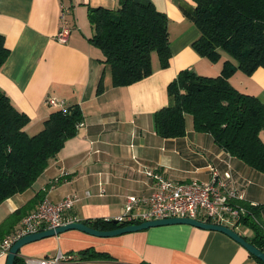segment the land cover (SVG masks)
<instances>
[{
	"label": "crops",
	"instance_id": "0c3cea01",
	"mask_svg": "<svg viewBox=\"0 0 264 264\" xmlns=\"http://www.w3.org/2000/svg\"><path fill=\"white\" fill-rule=\"evenodd\" d=\"M150 1L167 16L169 65L160 68L152 54L153 72L149 76L127 86H113L101 51L88 41L92 29L87 7L114 9L118 0H0V34L9 50L0 67V90L29 117L26 132L40 131L43 121L56 109L45 104L46 96L62 99L67 106L78 105L83 115L76 135L65 142L31 187L0 204V223L37 193L41 197L30 204L24 216L37 208L40 199L57 203L73 196L76 201L65 213L67 218L82 223L105 221L122 213L126 196L152 191L145 169L163 170L178 182H207L211 168L220 177L229 175L243 202L261 208L264 222V172L230 156L210 134L194 131L190 115H185L182 137L156 134L154 114L167 105V86L177 73L191 69L198 75L215 77L230 58L221 52L211 63L191 47L199 32L179 3L192 6V0ZM62 5L68 7L65 23L71 28L64 43L55 39L62 25ZM228 80L238 91L264 103V68L251 75L236 70ZM99 83L102 90L96 92ZM260 136L264 141V130ZM20 224L18 220L8 232ZM236 232L248 239L253 235L240 225ZM88 248L111 259L79 260V252ZM58 250L73 258L63 264H258L227 235L187 224L109 237L68 230L28 243L18 254L24 261L51 257ZM5 261L6 255L0 256V264Z\"/></svg>",
	"mask_w": 264,
	"mask_h": 264
},
{
	"label": "trees",
	"instance_id": "16d2710c",
	"mask_svg": "<svg viewBox=\"0 0 264 264\" xmlns=\"http://www.w3.org/2000/svg\"><path fill=\"white\" fill-rule=\"evenodd\" d=\"M192 3L191 6L180 2L179 8L199 32L191 44L193 50L211 63L220 58L221 52L230 59L223 62L220 74L215 77L198 75L191 69L180 70L167 86V105L154 114L155 132L163 138L182 137L185 115H190L194 131L210 134L214 143L230 156L264 172V141L260 136L264 130V103L238 91L228 80L236 70L251 75L264 68V0H192ZM87 19L92 29L88 41L101 51L113 86H127L149 76L153 72V53L160 68L168 67L167 16L150 0H118L114 9L88 6ZM8 56L9 50L0 34V67ZM101 90L99 83L96 92ZM29 121L0 90V204L31 187L57 158L65 142L76 135L83 115L78 105H66L65 110L56 108L35 134L25 130ZM40 197L37 193L0 223V240ZM248 208L249 215L239 223L253 235L244 238L264 252L261 208ZM83 224L102 231L122 226L103 219ZM252 257L258 264H264ZM89 259L111 257L91 248L79 252V260ZM13 264H25L18 252Z\"/></svg>",
	"mask_w": 264,
	"mask_h": 264
},
{
	"label": "built area",
	"instance_id": "2783aa9c",
	"mask_svg": "<svg viewBox=\"0 0 264 264\" xmlns=\"http://www.w3.org/2000/svg\"><path fill=\"white\" fill-rule=\"evenodd\" d=\"M68 7L62 5L60 19L62 25L55 39L60 43L67 41L71 28L65 23ZM45 104L65 110V101L46 96ZM82 123L78 125V128ZM144 174L151 180L152 191L143 195H128L122 213L105 221H115L121 225L137 224L144 221L166 218H191L231 228L236 231L239 220L249 215L252 203L243 202V195L229 181V175L220 177L211 168L207 182L191 180L174 181L163 170L145 169ZM76 199L67 196L53 203L46 198L40 200L37 208L21 219L20 226L0 240V256L6 255L11 245L20 237L42 230L54 229L75 221L65 216ZM72 256L58 250L51 257L25 258V264H63L72 262Z\"/></svg>",
	"mask_w": 264,
	"mask_h": 264
},
{
	"label": "water",
	"instance_id": "95a60500",
	"mask_svg": "<svg viewBox=\"0 0 264 264\" xmlns=\"http://www.w3.org/2000/svg\"><path fill=\"white\" fill-rule=\"evenodd\" d=\"M112 222L116 224L115 221ZM172 224H187L201 229L221 232L227 235L228 237H230L231 239H233L238 244H240L243 248H245L249 252V254H251L252 256H254L255 258H257L258 260L264 263V252L258 249L257 247H255L254 245H252L249 241H247L244 237H242L239 233H237L231 228H227L226 226L214 224L210 222H202L191 218H166V219H154V220L144 221L137 224H127V225L119 226L112 230H104V231L91 228L83 224L82 222L71 221L64 225L58 226L54 229L42 230L35 233L26 234L20 237L9 248V251L6 254L5 264H13V259L16 253L18 252V250L22 246L43 238L55 236L57 234H60L68 230H79L97 237H109L123 233L144 230L150 227L172 225Z\"/></svg>",
	"mask_w": 264,
	"mask_h": 264
},
{
	"label": "rangeland",
	"instance_id": "374dc122",
	"mask_svg": "<svg viewBox=\"0 0 264 264\" xmlns=\"http://www.w3.org/2000/svg\"><path fill=\"white\" fill-rule=\"evenodd\" d=\"M153 56L155 57V56H156V54H155V53H153Z\"/></svg>",
	"mask_w": 264,
	"mask_h": 264
}]
</instances>
